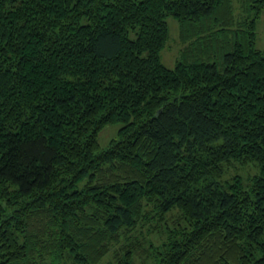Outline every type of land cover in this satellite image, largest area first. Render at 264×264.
Returning a JSON list of instances; mask_svg holds the SVG:
<instances>
[{"label": "trees", "instance_id": "obj_1", "mask_svg": "<svg viewBox=\"0 0 264 264\" xmlns=\"http://www.w3.org/2000/svg\"><path fill=\"white\" fill-rule=\"evenodd\" d=\"M262 10L0 0V264H264Z\"/></svg>", "mask_w": 264, "mask_h": 264}, {"label": "rangeland", "instance_id": "obj_2", "mask_svg": "<svg viewBox=\"0 0 264 264\" xmlns=\"http://www.w3.org/2000/svg\"><path fill=\"white\" fill-rule=\"evenodd\" d=\"M166 19L168 23L169 36L165 45L161 49L160 57L162 62L166 66L174 67L177 58L179 57L186 43L181 37L180 21L173 15H168ZM256 33V47L264 50V10H262L260 15L257 17ZM131 35L132 37L135 36L133 33ZM120 126L121 123L108 124L99 131L98 141L101 147H106L109 144L110 140L117 136V132ZM110 256L111 252L106 255L105 261L110 259ZM140 260L142 259L137 258L136 264H151L145 263V260L144 262H140Z\"/></svg>", "mask_w": 264, "mask_h": 264}, {"label": "water", "instance_id": "obj_3", "mask_svg": "<svg viewBox=\"0 0 264 264\" xmlns=\"http://www.w3.org/2000/svg\"><path fill=\"white\" fill-rule=\"evenodd\" d=\"M160 111H161V110H158V112H157L156 114H159Z\"/></svg>", "mask_w": 264, "mask_h": 264}]
</instances>
